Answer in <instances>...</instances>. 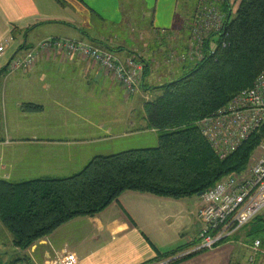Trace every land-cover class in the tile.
Listing matches in <instances>:
<instances>
[{"label": "crops", "instance_id": "obj_1", "mask_svg": "<svg viewBox=\"0 0 264 264\" xmlns=\"http://www.w3.org/2000/svg\"><path fill=\"white\" fill-rule=\"evenodd\" d=\"M226 4L230 6L228 0ZM159 8V0L154 8L153 0H0V46H6L0 59V181L67 179L96 157L151 149L133 142L159 146L160 135L145 109L155 97L149 89L167 84L180 72L186 74L197 60L157 77L156 63L143 61L141 93L131 97L98 63L79 56L46 54L34 70L7 75L13 58L50 39H67L111 53L113 46H132L134 22L136 29L153 30L157 39L153 46L165 47L168 42L170 46L174 32L159 31L175 25V14L170 24L161 26ZM114 54L120 60L130 57L124 50ZM24 105L43 110L24 113ZM194 198L173 200L126 192L101 214L73 220L26 251L15 246L13 235L0 221V264H43L63 249L74 253L78 264H152L197 244L201 198ZM232 254L227 245L181 264H231L232 259L238 264Z\"/></svg>", "mask_w": 264, "mask_h": 264}, {"label": "trees", "instance_id": "obj_2", "mask_svg": "<svg viewBox=\"0 0 264 264\" xmlns=\"http://www.w3.org/2000/svg\"><path fill=\"white\" fill-rule=\"evenodd\" d=\"M220 32L211 35L218 36L217 46L212 49L213 39L206 40L203 59L181 79L149 89L155 97L145 109L160 135L157 148L96 157L81 173L67 179L0 181V221L17 248L26 251L73 220L101 214L126 192L183 200L247 170L264 137V127L221 160L203 137L199 123L251 89L264 72V0H242L235 17L227 15ZM42 110L35 105L22 107L24 113ZM249 229L246 242L252 245L260 240L264 247V217H257ZM185 250L180 248L152 263Z\"/></svg>", "mask_w": 264, "mask_h": 264}, {"label": "built area", "instance_id": "obj_3", "mask_svg": "<svg viewBox=\"0 0 264 264\" xmlns=\"http://www.w3.org/2000/svg\"><path fill=\"white\" fill-rule=\"evenodd\" d=\"M204 41V39L202 42L199 41L194 53L199 61L204 57ZM48 42L43 43L42 47H47L50 43ZM61 46L86 54L90 60L111 73L130 94L140 91L139 79L142 77L144 67L134 60L123 63L109 52L71 41L60 42L59 47ZM5 54L6 47L1 45L0 59ZM34 62V52H29L10 70H13L12 72L23 71L29 69ZM263 127L264 72L257 78L251 89L242 92L215 115L199 123L203 137L221 160H225L238 151L251 136ZM260 150L262 158L257 161L251 173L227 177L203 194L201 212L198 217L200 231L197 244L176 259H182L195 253L212 252L222 246L237 243V235L264 212V139ZM247 248L250 250L249 264H264V247L260 240L254 241ZM78 263V257L68 249H64L57 252L54 259H48L44 264ZM170 263L172 260L152 264Z\"/></svg>", "mask_w": 264, "mask_h": 264}, {"label": "rangeland", "instance_id": "obj_4", "mask_svg": "<svg viewBox=\"0 0 264 264\" xmlns=\"http://www.w3.org/2000/svg\"><path fill=\"white\" fill-rule=\"evenodd\" d=\"M228 1L230 3L229 7L223 6V3L227 2V0H159V7H160L159 8V22L161 23L160 24L161 26H167V24H170V22L172 21V16L175 14V16H174L176 19L175 25L174 26L172 25L165 30L162 29L159 31V32H165V33H170L172 31L174 32V35H171V39L174 36L172 39L171 45L169 46L168 45L169 42H168V44H165L166 45L165 47L160 46V44H158V46L156 48L155 46H153L155 43L154 40L156 39L155 33L153 32V30L147 31L145 28L144 29L143 28L136 29L137 26L135 25V22H134V25L132 23V26H135V28L131 27L130 35L133 38L135 44L133 43L132 46H128L125 44H124V46L119 45V47L113 46V47H111V49L114 52L113 53L109 52V53L115 55L114 54L115 51H119V50H124L125 52H127L129 54L128 56H130V57L126 58V60H120L115 55V57H117L123 63H127L130 60H134L136 63H139V64L141 63L142 65H144L143 61H144V63L148 61V63H150V64H152L153 62L156 63L153 67L154 68L153 70L156 72V73H154V77L155 76L157 77L161 72L164 74H170L171 72L174 71L173 69H175V70L178 69L181 64L182 65L188 64L189 61H193V63H194V60L199 61L198 57H196V54L194 55V53L196 52V50L198 48L199 41L202 42L203 39L206 41L209 38H211V35L219 33L220 30L223 31L227 15H233V17H235V14L237 13V11L239 9V6H240L242 0H228ZM156 2H158V0H153V8H154V5H156ZM127 10H129L128 7H127ZM152 13H153V11H152ZM128 15L129 14H126V16H128ZM146 18H147V20L149 18L151 20V17H149V16H147ZM211 39H213V41L211 43V47H212V49H214L215 46H217L219 38H218V36H216V37H213ZM69 41H71V40L50 39V40H46V41L38 43V45L30 48L29 49L30 51L28 49H26V51L23 53L22 56H19V57L17 56L15 58H13V60H11V62L8 64L7 75L9 77H15L20 72L24 74V73H27L28 71L34 70L37 67V64L39 63L41 57L43 55H46V54L61 53V54H64L66 56H79V57H82L83 59L90 60L86 56V54L84 55V53L82 54L77 50L75 51V50L65 49V47H62V46H61V48L59 47L60 42L66 43ZM151 41H153V42H151ZM185 41H186V43L183 45V48H182L181 43L183 44ZM189 41L192 43H189ZM45 42H48L49 44L47 45V47H42L43 43H45ZM71 42H74V41H71ZM74 43H77V42H74ZM86 45H88V44H86ZM189 46H190V49L188 51H186V47H189ZM14 50H15V48L9 50V55L7 56V58L5 60L4 59L3 60L6 61L13 54ZM101 50L103 52H107L104 49H101ZM161 50H164V52H161ZM28 51L34 52V55H35L34 64L29 69H24L23 71L12 72L13 70H10V69H12V66H14L17 61L24 59L26 57V55L29 53ZM163 53H165L164 54L165 56L163 55ZM90 61H92V60H90ZM162 61H166L168 65L166 64V66H164ZM169 66L171 67V69L169 68ZM189 71H190V68L185 73L187 74ZM145 72H146V70H145V68H143L142 77H140V79H139L140 88L142 86L143 76H144ZM109 74L112 75L111 73H109ZM184 75H185L184 72H180L178 77H176L173 80H170V82L166 81V83L168 84V83H171L173 81L179 80ZM115 80L117 82H119L117 79H115ZM122 87H123L124 93H126V95H128L130 97L135 96V95H139L141 93V89H140L139 92H137L135 94H130V92H128L126 90V88H124L123 85H122ZM263 139H264V137L261 139L260 145H261ZM133 144H136V146H139V145L146 146V148H154L155 147V145H151V142H149V141L148 142L147 141L138 142V143L133 142ZM260 145L257 148L254 155L252 156L251 161L248 165V168L244 172V174L245 173H251L252 168L255 166L257 161L260 158H262ZM232 176L236 177V176H238V174H235ZM229 177H231V176H229ZM202 196L200 198H202ZM194 199H198V198L195 197ZM200 210H201V204H200V207H199V210L197 213V218L199 217V214L201 212ZM258 217H264V212H262ZM198 221H199V219H198ZM199 224H200V222H199ZM252 224H253V221L247 227H245L243 229V231H241L237 235L238 237L236 239L237 240L236 242L239 244L234 243L232 245H228V247L233 248V254L232 255H234V257H237L238 264H249L248 257L250 255V250L247 247H249L251 245H249L246 241H247V237L250 233L249 227ZM198 236H199V234H198ZM193 247H195V246H192L191 248L186 249L185 251L180 253V255H182L185 252L190 251ZM63 250H61V251H63ZM61 251H54V253H53L54 257L49 258V259H54L56 253L61 252ZM178 256L179 255H177L173 258H170V259L163 260V261L172 260V263H174L178 260H181V259H176ZM158 262H161V261H158ZM172 263H170V264H172ZM233 263H234V260L232 259L231 264H233Z\"/></svg>", "mask_w": 264, "mask_h": 264}, {"label": "water", "instance_id": "obj_5", "mask_svg": "<svg viewBox=\"0 0 264 264\" xmlns=\"http://www.w3.org/2000/svg\"><path fill=\"white\" fill-rule=\"evenodd\" d=\"M203 194L199 195V197H201Z\"/></svg>", "mask_w": 264, "mask_h": 264}]
</instances>
